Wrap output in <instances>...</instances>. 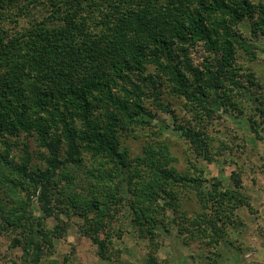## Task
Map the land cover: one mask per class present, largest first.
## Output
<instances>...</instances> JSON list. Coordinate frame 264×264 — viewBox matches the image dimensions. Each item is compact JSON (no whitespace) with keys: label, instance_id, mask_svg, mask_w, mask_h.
I'll return each instance as SVG.
<instances>
[{"label":"trees","instance_id":"trees-1","mask_svg":"<svg viewBox=\"0 0 264 264\" xmlns=\"http://www.w3.org/2000/svg\"><path fill=\"white\" fill-rule=\"evenodd\" d=\"M244 20L264 36V4L254 0H0V236L20 258L39 264L75 222L110 259L122 211L152 245L146 264H166L157 239L172 229L207 258L221 256L229 229L243 223L237 210L252 205L240 169L207 175L203 161L225 160L229 147L212 153L207 120L249 109V131L264 139V95L237 64L238 49L255 53ZM197 44L205 54L195 63ZM163 87L190 118L158 100ZM149 97L189 146L185 167ZM130 135L147 137L134 155Z\"/></svg>","mask_w":264,"mask_h":264},{"label":"rangeland","instance_id":"rangeland-1","mask_svg":"<svg viewBox=\"0 0 264 264\" xmlns=\"http://www.w3.org/2000/svg\"><path fill=\"white\" fill-rule=\"evenodd\" d=\"M254 1H261L264 4V0ZM248 26V22L244 20L239 30L252 44L255 53L252 56L247 51L238 49L237 64L243 68L242 72H248L250 77L257 82V86L254 85L253 90L262 92L264 95V36L260 33L253 36L254 34L250 32ZM204 54V47L200 44L195 45L191 50L195 63L200 62ZM242 80L247 83L245 74ZM153 100V97H149L144 101L147 108L151 111L156 110L158 118L168 125V128L164 129V134L170 137V149L178 157L177 165L185 167L186 158L192 155L189 153V146L182 138L178 137L177 132L171 130L172 116L162 112ZM158 100L167 104L173 110L172 114L183 120L190 118L187 111L188 105H184V101L175 96L170 91V87L162 88ZM237 114H230L223 110L210 113V119L207 120L210 123L207 124V132L213 136L212 153L216 154L219 151L221 142L228 144L229 147L225 149L227 156L225 160H223L224 156L216 155L218 160L203 161L208 176L227 178L233 169L242 171L241 182L245 192L249 195L252 207L243 206L237 210V215L243 223L239 228H230L227 236L234 246L229 245V241H226L221 244V256L207 258L206 248L197 242L185 245L176 236L174 229L170 232L161 231L155 251L159 261L166 264H264V139L255 138L254 133L249 131L247 120L248 114H251L249 109H244L241 114ZM262 125L264 126V124ZM157 127L155 125L151 129L155 130ZM260 131L264 134V129L260 128ZM131 136L126 137L123 141L127 144L131 154L134 155L140 151L141 145L147 137ZM191 204L194 205L193 200H191ZM119 215L113 225L116 228H122L124 233L122 239L115 241L116 252L112 258H100L91 238L83 235L78 223L71 222L63 235L54 239L55 252L43 257L39 264H49L48 262L52 258L61 262L65 257L68 259V264H146L145 257L152 245H149L147 240L136 237L125 212L122 211ZM50 224L52 225L53 221ZM10 243V235L0 236V263L5 264L13 260L16 264H28L20 258V249L11 247ZM235 246H238L239 249Z\"/></svg>","mask_w":264,"mask_h":264}]
</instances>
